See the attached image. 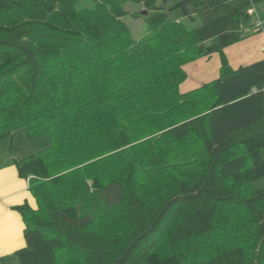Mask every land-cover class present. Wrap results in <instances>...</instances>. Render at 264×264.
<instances>
[{
    "label": "trees",
    "instance_id": "obj_1",
    "mask_svg": "<svg viewBox=\"0 0 264 264\" xmlns=\"http://www.w3.org/2000/svg\"><path fill=\"white\" fill-rule=\"evenodd\" d=\"M159 1L0 0V141L50 137L11 160L36 201L19 264H264V59L223 54L264 0ZM125 2L151 12L139 39Z\"/></svg>",
    "mask_w": 264,
    "mask_h": 264
},
{
    "label": "rangeland",
    "instance_id": "obj_2",
    "mask_svg": "<svg viewBox=\"0 0 264 264\" xmlns=\"http://www.w3.org/2000/svg\"><path fill=\"white\" fill-rule=\"evenodd\" d=\"M95 1L96 0H77L76 8H90ZM167 4L170 6L172 0ZM156 5H160L159 0H157ZM123 8L127 12V15L122 18L123 22L129 28L134 39L141 38L146 32L145 20L151 12L145 10L141 3L125 2ZM253 12L257 13V17L262 16L264 18V1L255 4V7L251 10V13ZM180 21L185 24L188 30L194 29L200 25L198 19L191 21L187 18H181ZM249 31L247 30L249 34L245 39L237 42H241L239 45H235L237 44L235 43L223 50V54L231 68L264 59V45L257 49L254 45L246 43V41L252 40L255 34L262 35V30L251 26ZM241 46L246 48H242ZM245 52L246 56L243 55ZM219 67L220 56L218 53L212 54L209 57L197 58L187 63L183 66L186 77L179 85V91H189L199 87L203 83L216 79L219 77ZM49 145L50 137L48 134L30 139L24 133H18L11 140L5 139L0 141V162L4 157H9L11 160L23 159L31 154L38 153L46 147H49ZM261 155L264 158V148L261 149ZM259 182L258 180L253 182V187H257L260 184Z\"/></svg>",
    "mask_w": 264,
    "mask_h": 264
},
{
    "label": "crops",
    "instance_id": "obj_3",
    "mask_svg": "<svg viewBox=\"0 0 264 264\" xmlns=\"http://www.w3.org/2000/svg\"><path fill=\"white\" fill-rule=\"evenodd\" d=\"M246 43L260 48L264 45V31L262 35L255 34ZM243 55L246 56V52ZM258 181L260 184L256 188H264V177ZM24 202L31 208L36 207V201L28 190L27 180L20 178L11 159L4 157L0 162V264H19L14 252L25 246L24 224L20 214L13 208Z\"/></svg>",
    "mask_w": 264,
    "mask_h": 264
},
{
    "label": "built area",
    "instance_id": "obj_4",
    "mask_svg": "<svg viewBox=\"0 0 264 264\" xmlns=\"http://www.w3.org/2000/svg\"><path fill=\"white\" fill-rule=\"evenodd\" d=\"M251 12V11H250Z\"/></svg>",
    "mask_w": 264,
    "mask_h": 264
}]
</instances>
